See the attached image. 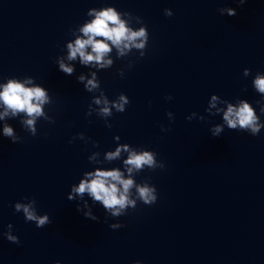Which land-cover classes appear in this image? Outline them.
Returning a JSON list of instances; mask_svg holds the SVG:
<instances>
[{"label":"water","instance_id":"95a60500","mask_svg":"<svg viewBox=\"0 0 264 264\" xmlns=\"http://www.w3.org/2000/svg\"><path fill=\"white\" fill-rule=\"evenodd\" d=\"M109 6L140 17L149 38L143 57L133 48L116 59L113 48L106 57L113 66L97 72L109 100L123 93L130 101L123 113L112 109L103 117L102 105L93 103L101 89L89 93L76 80L81 72L90 79V69L79 57H66L67 44L90 19L87 11ZM222 7L236 15H221ZM57 58L74 65L75 73L59 71ZM258 71L264 73V0H0V85L32 77L26 86L48 90L52 103L42 110L54 120L37 118L36 136L21 126L23 113L0 120V233L12 224L20 241L0 235V264H264V128L256 136L227 127L219 137L209 131L223 122L216 113L226 109L223 99L234 106L246 100L264 122L256 103L261 94L251 83ZM193 112L205 119L187 120ZM6 123L20 141L3 137ZM77 133L85 137L69 143ZM117 143L153 151L165 164L133 173L137 183L151 178L157 201H138L105 222L103 207L85 193L99 218L89 220L67 193L94 167L123 171L127 153L104 159ZM28 199L51 224L36 228L14 211L16 202ZM117 222L124 227H108Z\"/></svg>","mask_w":264,"mask_h":264},{"label":"clouds","instance_id":"9594fccd","mask_svg":"<svg viewBox=\"0 0 264 264\" xmlns=\"http://www.w3.org/2000/svg\"><path fill=\"white\" fill-rule=\"evenodd\" d=\"M247 0H238L239 5H243ZM221 15L235 16L236 9L230 7H222L218 9ZM86 15L90 19L85 20L82 26H79V33L74 42L67 44V57L68 61H75L79 57V64L83 67L89 68L90 79H86L83 72L76 76L78 83L83 84L85 91L91 93L94 90L101 89L100 96L93 97V103L102 105L99 108V114L103 117H110L113 115L112 109L117 113H123L125 106L130 103L129 99L123 93L116 96L115 99L109 100L104 91L100 87V80L97 76L99 70L109 69L113 66V59L106 58L113 48L116 50V59H122L128 55L134 48L139 51V57L145 55L149 34L147 28L143 25V21L138 16H133L129 12L117 11L114 7H102L100 10L91 8L87 11ZM166 17L172 15L170 9H164ZM132 21L140 25L137 28L131 27ZM90 49V50H89ZM58 70L67 76H72L75 73L74 65L66 64L64 59L57 58L55 61ZM128 67H131L129 62ZM91 69H95L92 71ZM117 74L121 77L124 75L123 69H117ZM250 70L245 68L243 76L248 77ZM33 78L26 77L23 81L15 77L9 78L6 84L0 85V105H3L4 111L0 112V120L11 114L13 117L23 113L26 119L20 120L22 127L27 129V132L32 136H36V121L37 118L43 117L45 121L54 123V120L45 116L42 106L52 103L51 97L47 89L41 85L27 87V84H32ZM253 89L261 94V99L256 101L259 106V112L264 115V73L256 72L252 78ZM218 96L211 95V107H215V102ZM170 100V96L165 97ZM226 104V109H216V113L222 112V123L214 124L210 127L209 131L213 137L219 135L227 127L230 130H237L247 132L252 136H256L264 128V122L260 120L256 110L249 102L244 99H239L238 105L228 102L223 99ZM207 111V109H205ZM86 116L91 115L90 112L85 113ZM214 115V114H212ZM166 116L169 120L173 119V114L167 112ZM197 117L195 112L186 117L191 120ZM204 120V116L197 117ZM111 128V124L105 125ZM161 126V131H165ZM46 135V133H45ZM3 137L16 143L20 141L11 126L5 124L3 126ZM83 133H77L69 140L79 138L83 139ZM90 139V138H89ZM114 141H119V136L113 137ZM94 146L96 142H94ZM121 153H127V158L123 160V171L119 168L105 169L102 167H94L90 171H85L82 178L79 179L78 184L70 186V191L67 193L69 201H79L76 205L77 212H82V215L92 221H97L99 218L92 212V207L89 201L84 199V194L87 193L92 204H99L103 207L106 213L105 222L108 218H118L124 216L129 209H135L137 202H141L146 206H151L156 203L158 194L154 185L148 181L150 177L137 183L133 179L134 172H141L144 169L154 171L156 169L163 170L165 164L156 159L157 154L153 151L144 150L143 148H134L128 144L117 143L114 151H107L104 159L107 161H114L121 157ZM95 155V154H94ZM93 157H88L91 162ZM125 172L128 174L125 178ZM133 189L135 190L133 192ZM77 197H80L78 200ZM27 199V198H25ZM34 199H28L27 203L16 202L13 205L14 211L17 213L22 212L25 222H32L36 228H44L51 224L49 216L45 214H38ZM7 230L0 233L7 241L19 244L20 241L17 236L12 234V224H8ZM110 229H119L124 227L121 223H111L108 225ZM55 264H60V261H55ZM134 264H140L135 261Z\"/></svg>","mask_w":264,"mask_h":264}]
</instances>
